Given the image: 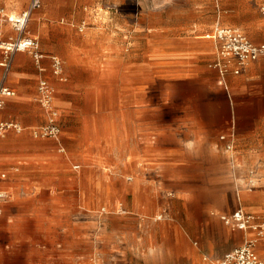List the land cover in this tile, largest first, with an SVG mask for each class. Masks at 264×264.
<instances>
[{"label": "crops", "instance_id": "1", "mask_svg": "<svg viewBox=\"0 0 264 264\" xmlns=\"http://www.w3.org/2000/svg\"><path fill=\"white\" fill-rule=\"evenodd\" d=\"M0 1L9 14L31 3ZM262 5L41 0L24 34L43 57L8 58L0 48V87L13 90L0 120L21 127L0 134V190L10 195L0 203V264H208L255 237L220 215L241 205L264 219V53L223 55L212 34L218 24L239 27L264 44ZM18 35L0 24V42ZM99 67L124 83L120 105L93 100ZM152 73L167 90L130 89ZM52 112L60 132L43 135ZM231 132L233 150L220 138ZM169 208L187 214L157 219ZM212 208L222 211L209 216ZM258 250L264 255V243Z\"/></svg>", "mask_w": 264, "mask_h": 264}, {"label": "built area", "instance_id": "2", "mask_svg": "<svg viewBox=\"0 0 264 264\" xmlns=\"http://www.w3.org/2000/svg\"><path fill=\"white\" fill-rule=\"evenodd\" d=\"M41 6V0H31L30 7L20 13L9 14L0 1V24L8 22L12 27L19 32L15 39L2 40L0 48L4 54L10 58L11 54L16 50H30L35 54L37 60L43 57L39 51V41L37 38L25 35V29L30 19L31 10ZM261 11L264 14V5L261 6ZM213 38L217 41L220 53L223 55H236L240 61L246 59H256L264 53V44H254L247 34L239 27L217 25L214 29ZM217 66H220L217 64ZM53 67L56 73L61 72V61L57 57H53ZM41 92V101L44 105H50L52 99V88L46 79H42L39 84ZM13 94L7 86L0 87V107L4 105L5 97ZM21 127L13 122H5L0 120V134L4 133L9 128ZM60 128L56 121V113L52 112L48 125L41 129L43 135L57 136ZM222 140L226 141V149L233 150L235 143V133L222 134ZM251 173H254L252 170ZM249 182L254 185L256 181L251 178ZM9 194L6 191L0 190V203L9 199ZM99 217L107 215L108 210L106 207H101ZM125 212V210H122ZM162 214L157 218H161ZM222 221L234 228L243 231L253 230L255 237L246 238L242 244L227 251L221 258L210 261L208 264H264V255L259 253V246L257 244L259 238L264 240V219L258 221L256 216L247 212L241 205L230 213H222L220 215Z\"/></svg>", "mask_w": 264, "mask_h": 264}, {"label": "rangeland", "instance_id": "3", "mask_svg": "<svg viewBox=\"0 0 264 264\" xmlns=\"http://www.w3.org/2000/svg\"><path fill=\"white\" fill-rule=\"evenodd\" d=\"M118 40H121V37ZM159 77H161V74L152 73L148 75L145 81H143V83H140V85L136 81L131 82L130 89H136L138 88V86H142L141 84H143L142 87L147 90H161V91L167 90L168 82L157 79ZM123 88H124V83L122 82L120 77L118 79L109 77L106 74L105 68L99 67L98 75L96 79L92 80L91 91H93L95 95L93 100H96L99 106H104V107H109L112 105H120L121 97H119V95H121V91ZM238 195L241 197L240 199H242V193L239 192ZM235 200H237V193L233 191L231 195L229 194L226 196V206L224 209L229 210V208L233 205V202ZM218 211H222V209L212 208L208 211V215L214 216L212 212H218ZM161 214H162L161 219L168 221L171 219L185 217L187 211H185V209L182 208L178 210L169 208L167 211H162ZM262 243H264V240L262 238H259L257 242L258 246L260 247Z\"/></svg>", "mask_w": 264, "mask_h": 264}, {"label": "bare ground", "instance_id": "4", "mask_svg": "<svg viewBox=\"0 0 264 264\" xmlns=\"http://www.w3.org/2000/svg\"><path fill=\"white\" fill-rule=\"evenodd\" d=\"M212 37H213V34H212Z\"/></svg>", "mask_w": 264, "mask_h": 264}]
</instances>
